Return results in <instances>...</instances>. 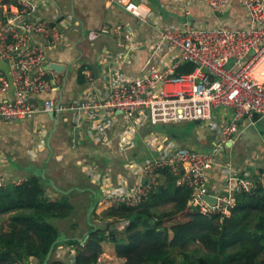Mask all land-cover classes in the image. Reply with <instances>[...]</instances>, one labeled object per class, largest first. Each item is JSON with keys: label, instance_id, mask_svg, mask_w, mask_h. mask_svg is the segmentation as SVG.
<instances>
[{"label": "built area", "instance_id": "obj_1", "mask_svg": "<svg viewBox=\"0 0 264 264\" xmlns=\"http://www.w3.org/2000/svg\"><path fill=\"white\" fill-rule=\"evenodd\" d=\"M106 2L123 8L148 28L141 38L127 21L116 30L106 25L88 30L89 40L115 32L123 37V48L115 52L104 49L98 54L100 84L92 63H82V96L65 105L61 99L39 98L38 94L56 91L61 80L60 72L49 68L46 47L67 48L73 40L57 22L44 18L33 0H0V120H27L39 112L70 111L77 130L86 117L90 137L109 143L107 130L121 113L126 125L118 134L120 147H133L138 130L149 127L143 138L158 154L144 164L127 159V166L136 175L134 183L120 178L114 182L108 171L81 159L90 180L100 185L105 202L140 204L159 184V170L168 168L177 184L191 188L188 205L206 215L229 216L238 194L264 185V168L252 165V169V157L248 168L220 158L226 144L236 140L242 120L254 122L264 117V0H242L241 18L233 11V0H174L175 7H181L182 19L178 21L163 20L149 0ZM194 5L207 9L215 20H195ZM38 34L46 44L35 39ZM142 47L145 55L139 68L129 69L134 53ZM186 62L194 63V68L177 72ZM220 109H225L223 117ZM184 121L196 122L195 135L210 139L208 148L181 144L162 130H154L156 125ZM8 183L0 176V186ZM207 194L214 196L215 202L208 201Z\"/></svg>", "mask_w": 264, "mask_h": 264}, {"label": "crops", "instance_id": "obj_2", "mask_svg": "<svg viewBox=\"0 0 264 264\" xmlns=\"http://www.w3.org/2000/svg\"><path fill=\"white\" fill-rule=\"evenodd\" d=\"M33 1L38 4V10L44 18L57 22L73 40L72 45L67 48L55 50L46 47L47 59L50 62L65 64L66 70L60 72L61 80L56 83L58 86L56 91H43L38 94L39 98L54 97L55 99H61L65 105L78 101L82 96L85 85L78 80L82 63L88 61L94 65L98 54L104 49L115 52L123 48L121 46L123 37L115 32L112 31L94 40H89L86 36L88 30L99 29L103 25L108 26L111 30H116L121 27L123 22L127 21L134 26L137 36L141 38L144 30L148 28L146 24L133 17L123 8L110 6L106 0H45V4L41 0ZM149 3L154 8V12L160 13L165 21L182 19L181 7H175L174 0H149ZM191 10L195 20L199 22L211 23L216 18L207 9L198 5L192 6ZM233 11L240 14V18L244 15L242 0H233ZM35 39L46 44V39L42 35H36ZM134 55V63L132 66L130 64L129 69L139 68L145 51L141 48ZM71 66L74 67V74H71L67 79ZM95 78L100 84V77L97 75ZM8 94L10 95L11 92ZM218 112L223 117L225 109H220ZM71 117L72 112L70 111H67L66 114L58 113V123L55 128L54 119L49 112H39L33 118L27 120H0V176L7 179L9 183H19L27 179L32 173L39 172L49 179L46 183V194L49 198L54 199L59 196V189L66 188L64 185L68 180L65 177L72 181L69 188L73 189L75 185L81 187L80 182L82 183V181L84 184L87 183L82 188L94 187L95 184L90 181L80 165V160L83 159L95 164L101 170L108 171L115 180L114 182H117V179L120 178L126 183H134L136 175L127 166V159L132 158L138 163L144 164L150 158L148 155L149 146L143 138L150 128L143 127L139 129L144 134L141 136L138 131L134 138L135 144L133 147L121 148L118 134L126 125L121 113H117L116 119L113 120L107 130L109 143L95 142L90 137L88 133L90 120L88 118H83L81 128L77 130L71 122ZM35 131H37V134ZM176 141L181 144L204 148H208L210 144V139H199L195 134L179 138ZM220 156L222 161L239 168H248L250 157H252L255 161L251 162V168H254L252 165H256L257 169H263L264 140L259 139L255 134L250 133L246 136H240L239 133L232 146H225L221 150ZM58 167L63 169L62 173L64 175L58 173ZM251 168L249 167V169ZM70 171L74 172L73 176ZM78 177L80 182L77 181ZM212 177L215 178L216 173L212 174ZM210 185L213 190L215 187L214 179H212ZM96 189H99V187L96 186ZM99 191L100 189L98 193L95 192L97 193L96 204L99 200L98 194L102 197V192ZM87 205L80 207L75 214L76 217H73V222L78 221L76 225L75 222L73 224L78 226L76 230H73L69 225L70 228L67 230L66 238L77 236L80 240L87 232V219L90 220L92 216L89 213L87 214L89 210ZM3 217L7 218V215ZM79 248L77 245L63 242L52 250L50 256L61 261L70 262ZM100 261V264L125 263L124 258L116 255L114 243L111 245L108 241L102 243Z\"/></svg>", "mask_w": 264, "mask_h": 264}, {"label": "trees", "instance_id": "obj_3", "mask_svg": "<svg viewBox=\"0 0 264 264\" xmlns=\"http://www.w3.org/2000/svg\"><path fill=\"white\" fill-rule=\"evenodd\" d=\"M194 66L186 62L176 71L188 72ZM78 80L83 82L81 75ZM159 171L162 181L140 204L112 203L103 210L104 220H128L124 228L90 219L79 241L61 238L54 224L71 214L72 188L59 189L60 195L51 199L46 194L49 179L39 172L0 186V217L8 218L5 227L0 222V264H97L107 241L114 243L124 264H264V185L238 194L229 216L206 215L188 205L190 187L177 184L168 168ZM166 201H172V207L157 211L155 207ZM91 206L90 215L96 202ZM63 242L80 247L72 261L47 258Z\"/></svg>", "mask_w": 264, "mask_h": 264}, {"label": "rangeland", "instance_id": "obj_4", "mask_svg": "<svg viewBox=\"0 0 264 264\" xmlns=\"http://www.w3.org/2000/svg\"><path fill=\"white\" fill-rule=\"evenodd\" d=\"M120 9H121V7H120ZM126 15L128 16V14H126ZM73 52H75V51H73ZM231 61H233V59H231ZM81 66H82V64L80 65L79 75H81L82 78H83V73H82V70H81ZM71 74H74V67L73 66L70 67V70H69V74L67 76V79H69V76ZM83 83H84V80H83L82 84ZM196 125L197 124H196L195 121H184V122H181V123H171V124H168V125H165V126H162V127H161V125H156L155 128H154V130L155 131H158L160 129V130L164 131V133H167L170 139L171 138H173V139L176 138V140H179V138L188 137V136L194 135L195 134ZM35 132L37 134V131H35ZM174 134H177L176 135L177 137ZM148 150H149V153H148L149 157H151V158L157 157V154L158 153L156 151H153L149 147H148ZM62 170L63 169L61 167H58V169H57V171H58L59 174L64 175L62 173L63 172ZM70 173L73 176V173L74 172L73 171H70ZM66 174H67V172L65 173V176H66ZM160 175H161V173H160ZM65 178H66V180H68V182L66 181L64 187H66L68 189L70 187V184L72 183V181H71V179H68L67 177H65ZM77 179H78L77 181L80 182L79 177ZM85 181H87V180L85 179ZM161 181H162V179H161V177H159V180H158L159 184H160ZM80 184H82L81 187L75 185L72 190H69V192H70L69 193V197H70V200H71V202L73 204V210H72L71 214L69 216L65 217V218L58 219V220L55 219L54 220V224H56L57 227H58V229H59L60 237L63 238V239H66L67 230L70 228L69 225H71V229L76 230V228H77L78 225L77 226H75V225H76V223L78 221L77 220L74 221L75 222V225H74L73 224L74 222L72 221V219H73L74 216L76 217L75 214L77 213V211H79L80 207H85L88 203H89L87 205L88 207L90 206L91 203H93V202L95 203L96 202L95 198L97 197L96 194H95V192L97 191V193H98V190L100 189V185L99 184H95L94 187L92 186L90 188H82V187L85 186V184H87L86 182L84 184L83 181H82V183L80 182ZM89 186H91V185L89 184ZM96 186H98L99 189H96L95 190V187ZM99 192H102V191L100 190ZM93 197H94V200H93ZM97 203L98 204H96L95 211H94V213L91 216V219H93L94 222L100 223L101 220L104 223L113 222V225L115 226V228H118V230L124 228L125 225L128 223V220H126V219H121L119 221L116 220V219H114V218H105V220L102 219V212H103V210H105L106 208H108L111 205V203L105 202L103 200V198L100 197V196H99V200H98ZM172 205H173V202L172 201H166V202H164V203L156 206L155 208H156L157 211H161V210H166V209L171 208ZM93 206H94V204H93ZM93 206L89 207V210H88L87 214L88 213L90 214ZM178 217L179 218H182V216H178ZM86 218H87V216H86ZM7 219L8 218L0 217V222H1V225L3 227H5V225H6L5 222H7ZM87 223L89 224L88 219H87ZM70 237L71 238H74V239H76V240L79 241V238L77 236H70ZM109 243H111V245L113 244L112 242H109ZM101 255H102V252L99 255L97 264H100L101 263V261H100ZM115 260H117V259L115 258ZM124 260H125V258H124Z\"/></svg>", "mask_w": 264, "mask_h": 264}, {"label": "water", "instance_id": "obj_5", "mask_svg": "<svg viewBox=\"0 0 264 264\" xmlns=\"http://www.w3.org/2000/svg\"><path fill=\"white\" fill-rule=\"evenodd\" d=\"M144 48V47H142ZM50 69H54L58 72L65 71L66 70V65L63 63L59 62H51L49 64ZM92 69L94 72V75L97 77L98 75V67L97 64L92 65ZM59 101L56 103V107L58 106ZM50 116L54 119V128L56 127V124L58 123V118H57V110H53L49 112ZM242 128L240 130V136H246L248 134H255L259 139L264 140V117H260L254 122L251 119H244L241 121ZM139 134L142 136L144 132L142 130H138ZM234 143V142H233ZM233 143L228 142L226 146H232ZM146 177L143 178V181H145ZM95 192V191H94ZM208 201L210 202H215L216 198L211 195H205L204 196ZM52 249L48 252L47 258L50 257Z\"/></svg>", "mask_w": 264, "mask_h": 264}]
</instances>
